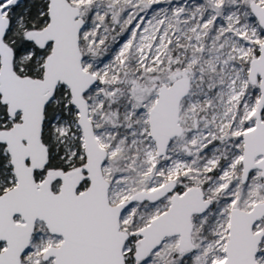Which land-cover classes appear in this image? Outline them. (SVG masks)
<instances>
[{"label": "snow or ice", "instance_id": "1", "mask_svg": "<svg viewBox=\"0 0 264 264\" xmlns=\"http://www.w3.org/2000/svg\"><path fill=\"white\" fill-rule=\"evenodd\" d=\"M0 264H264V0H0Z\"/></svg>", "mask_w": 264, "mask_h": 264}]
</instances>
